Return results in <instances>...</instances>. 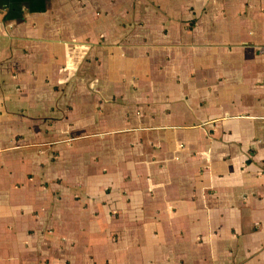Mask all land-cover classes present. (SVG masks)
<instances>
[{"label":"crops","instance_id":"1","mask_svg":"<svg viewBox=\"0 0 264 264\" xmlns=\"http://www.w3.org/2000/svg\"><path fill=\"white\" fill-rule=\"evenodd\" d=\"M0 264H264V0H0Z\"/></svg>","mask_w":264,"mask_h":264}]
</instances>
